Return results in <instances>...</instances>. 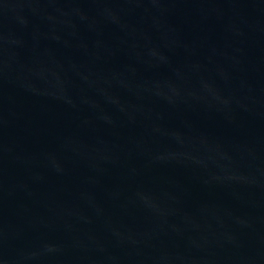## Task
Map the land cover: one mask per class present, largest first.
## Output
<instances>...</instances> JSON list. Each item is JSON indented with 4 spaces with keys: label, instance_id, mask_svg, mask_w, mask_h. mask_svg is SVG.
<instances>
[{
    "label": "water",
    "instance_id": "1",
    "mask_svg": "<svg viewBox=\"0 0 264 264\" xmlns=\"http://www.w3.org/2000/svg\"><path fill=\"white\" fill-rule=\"evenodd\" d=\"M0 264H264V0H0Z\"/></svg>",
    "mask_w": 264,
    "mask_h": 264
}]
</instances>
